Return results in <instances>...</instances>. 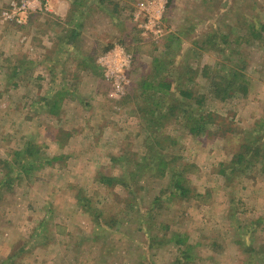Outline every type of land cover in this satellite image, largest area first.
I'll use <instances>...</instances> for the list:
<instances>
[{"label":"rangeland","instance_id":"1","mask_svg":"<svg viewBox=\"0 0 264 264\" xmlns=\"http://www.w3.org/2000/svg\"><path fill=\"white\" fill-rule=\"evenodd\" d=\"M86 2L75 44L42 14L48 50L0 18V264H264V0Z\"/></svg>","mask_w":264,"mask_h":264},{"label":"trees","instance_id":"2","mask_svg":"<svg viewBox=\"0 0 264 264\" xmlns=\"http://www.w3.org/2000/svg\"><path fill=\"white\" fill-rule=\"evenodd\" d=\"M77 4L78 8L74 9L70 14L69 16H67V18L63 21V22H59L60 26H65L66 27V30L65 31H61L60 34H61V38L62 39H65L66 40V43L68 44H71V43H77V39H76V35H77V32H78V29L81 30L83 28L82 26V23H83V20H82V17H83V10L80 8L81 6H85V4H87L86 0H84V2H81L80 0H76L73 2V5ZM133 12V11H132ZM264 29V27H263ZM82 34V32L80 33ZM254 37H258V36H261V33H257L254 32L252 33ZM60 38H58V41H59V44H60ZM169 41H171V38H169ZM171 42H169L168 46L170 45ZM112 45H107L105 48H104V52L108 51L109 48L111 47ZM88 61H91L92 58H93V55H90L88 57ZM154 71H155V74L158 76L159 78V85H161L162 89H165L167 92L164 91L165 95H167V99H170L171 102L170 103H179L178 102V99L180 96L178 95V97H174L173 94L169 93L170 89H171V81L170 79H167L166 77L163 76H160V73H164V72H161V69L160 67L155 64L154 65ZM147 81H145L143 84H147L146 83ZM244 90L243 91H246L245 87H242ZM215 93L218 92L220 93L221 92V89H219V87H216V89L214 90ZM181 94V96L184 98V97H187V98H191L192 95L190 93V91L188 89H185V90H181L179 92ZM199 104L202 103V98L198 101ZM169 108V107H168ZM175 109V106H172V110ZM185 112V117L188 119V123L189 124V133L193 134V135H196L198 136L200 133L204 132L206 130L207 132V129L206 128V125L207 124H212V123H215L216 122V118L215 116L213 117V115L211 113H207V114H204V113H201V115L199 116V119H197L195 117V119H193L192 115L189 114V112L187 111H184ZM218 123V122H216ZM221 124V123H220ZM220 127V125H219ZM226 130V129H225ZM220 132V131H219ZM218 132V133H219ZM223 131L220 132V135ZM216 132H213L211 131L210 133L208 134H215ZM224 135V134H223ZM223 137V136H222ZM249 139V138H248ZM246 139L247 142H249V140ZM252 142H256V144H258L259 141H262L263 140V134H261V132L259 134H256L254 137L251 138ZM250 146V149H252V146L251 145H248ZM246 147L244 146V148L246 149L245 151L248 152L249 151V147ZM243 147V145H242ZM260 146H257L256 147V154H258L260 152ZM247 154L244 153L243 151L241 152H238L237 155L235 156L236 157V162H239V161H244L246 160L245 157ZM255 156V155H254ZM258 156L260 155H257L255 156V158H257ZM173 161V160H172ZM252 162V161H251ZM22 167V165H20ZM194 165H189L187 163H185L183 165V170L184 172L185 171H188L187 169L188 168H193ZM170 170V167H168V162L166 164H163V167L162 168H159L157 169V172L155 174V176H157L158 178L160 177H163L164 174L166 176V172ZM225 170L226 169H222L220 172L222 174H225ZM182 171H179V172H174V169H172V175H173V178L171 180V185L174 187V190L169 194V198L167 200H170L171 197H183V196H186V194L188 195V185L185 183V182H188V179L186 176H180ZM138 173V172H137ZM137 173H133V177H136L137 176ZM169 173V171H168ZM183 173V172H182ZM171 179V178H170ZM108 185L112 184V180L111 179H108V181L106 182ZM127 185V188H128V191L129 193L131 194H136L137 193V189H136V186H135V183H130V184H126ZM176 189H179L181 190L180 193L176 192ZM165 191H162L160 190L158 195H156V201H162V198L164 197L166 199V196H165ZM178 241H182L183 242V239L181 240L180 238H178Z\"/></svg>","mask_w":264,"mask_h":264},{"label":"crops","instance_id":"3","mask_svg":"<svg viewBox=\"0 0 264 264\" xmlns=\"http://www.w3.org/2000/svg\"><path fill=\"white\" fill-rule=\"evenodd\" d=\"M70 2H71V0H52V2H51V11L50 12H48V13H46V14H43V15H47V18L49 19V20H56V21H58L59 22V20L58 19H56L55 17L56 16H60L61 18L62 17H64V16H66L67 15V13H69L70 14V12H69V6H70ZM7 4L8 3H6V5H5V7L7 6ZM4 7V8H5ZM53 15H55V17H53ZM43 17H45V16H42V14L41 13H33L31 16H30V18H29V20H28V22H27V24H25V25H16V24H14V23H10V22H7V23H9V24H11L10 26H12V25H15V26H17L18 28L17 29H19V30H17L16 31V33H18V32H20V31H23L24 30V32H27V31H31V32H35V35H37V37H39V39L41 40V49H43L44 48V46H45V48L48 50L49 48H50V46L49 45H46V44H51V40H48L47 39V37H46V35H48V31H46V26H47V23L45 22L44 24H43V21L42 20H44V18ZM1 18V17H0ZM37 18H41V19H39V21H37L36 23H35V25H36V28L35 27H33V22H35L36 21V19ZM1 20L2 21H4L2 18H1ZM0 20V21H1ZM61 21V20H60ZM51 30H49V32H50ZM28 36H29V34H27ZM43 35H45V37H43ZM54 38H56V37H54ZM53 43V42H52ZM46 56H44L42 53L41 54H39L38 55V57H37V60H43V61H45V58ZM40 61V62H41ZM43 65H45V63L43 64ZM43 65H41L40 64V66L39 67H43L44 68V66ZM40 69H42V68H40ZM45 70V69H44ZM43 73V72H42Z\"/></svg>","mask_w":264,"mask_h":264},{"label":"built area","instance_id":"4","mask_svg":"<svg viewBox=\"0 0 264 264\" xmlns=\"http://www.w3.org/2000/svg\"><path fill=\"white\" fill-rule=\"evenodd\" d=\"M51 2L52 0H10L3 9L1 17L6 22L20 26L25 25L33 13L46 14L50 12ZM148 22L152 23L151 18ZM145 27L146 29L149 28V24L146 23ZM155 32H158V30Z\"/></svg>","mask_w":264,"mask_h":264}]
</instances>
